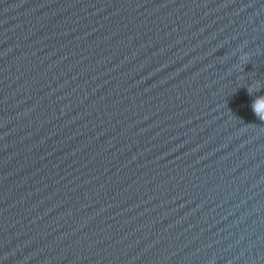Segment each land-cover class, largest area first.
I'll use <instances>...</instances> for the list:
<instances>
[{"label": "water", "instance_id": "95a60500", "mask_svg": "<svg viewBox=\"0 0 264 264\" xmlns=\"http://www.w3.org/2000/svg\"><path fill=\"white\" fill-rule=\"evenodd\" d=\"M258 99L264 0H0V264H264Z\"/></svg>", "mask_w": 264, "mask_h": 264}, {"label": "clouds", "instance_id": "9594fccd", "mask_svg": "<svg viewBox=\"0 0 264 264\" xmlns=\"http://www.w3.org/2000/svg\"><path fill=\"white\" fill-rule=\"evenodd\" d=\"M249 92L251 93L250 89ZM253 111L260 120H264V99L256 100L253 105Z\"/></svg>", "mask_w": 264, "mask_h": 264}]
</instances>
